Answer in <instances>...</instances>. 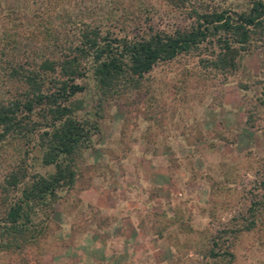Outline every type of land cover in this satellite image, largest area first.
Instances as JSON below:
<instances>
[{
  "label": "rangeland",
  "instance_id": "374dc122",
  "mask_svg": "<svg viewBox=\"0 0 264 264\" xmlns=\"http://www.w3.org/2000/svg\"><path fill=\"white\" fill-rule=\"evenodd\" d=\"M207 4L239 9L246 1ZM109 5L143 27L172 30L191 21L179 0H76L74 12L96 8L101 16ZM198 58L156 64L141 90L122 97L101 102L92 82L77 95L78 116L100 118L91 146L77 158L76 184L55 204L40 250L0 264L209 261V237L244 212L264 173V140L245 125L264 82V32L226 83L203 74ZM247 81V90L238 86ZM3 155L12 165L24 157L42 174L54 170L36 162L34 152L16 157L8 145ZM224 239L232 264H264V214L253 229Z\"/></svg>",
  "mask_w": 264,
  "mask_h": 264
},
{
  "label": "trees",
  "instance_id": "16d2710c",
  "mask_svg": "<svg viewBox=\"0 0 264 264\" xmlns=\"http://www.w3.org/2000/svg\"><path fill=\"white\" fill-rule=\"evenodd\" d=\"M208 1L179 0L191 21L166 30L143 27L110 5L99 16L96 8L74 12L76 0H0V262L40 250L55 204L76 184L77 158L99 131L98 113L77 114V95L90 82L102 102L141 90L156 64L194 56L203 74L226 83L257 48L264 0H245L239 9L210 8ZM238 86L249 88L248 81ZM250 108L245 125L264 140V82ZM8 145L16 157L34 152L53 172L34 171L24 157L12 165L3 155ZM259 178L244 212L209 237L204 264H232V245L221 241L253 229L264 214V173Z\"/></svg>",
  "mask_w": 264,
  "mask_h": 264
}]
</instances>
